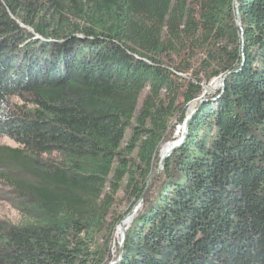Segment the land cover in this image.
<instances>
[{
	"label": "trees",
	"instance_id": "1",
	"mask_svg": "<svg viewBox=\"0 0 264 264\" xmlns=\"http://www.w3.org/2000/svg\"><path fill=\"white\" fill-rule=\"evenodd\" d=\"M2 135L0 264H264V0H0Z\"/></svg>",
	"mask_w": 264,
	"mask_h": 264
},
{
	"label": "rangeland",
	"instance_id": "2",
	"mask_svg": "<svg viewBox=\"0 0 264 264\" xmlns=\"http://www.w3.org/2000/svg\"><path fill=\"white\" fill-rule=\"evenodd\" d=\"M222 84H223V80L221 78H216V79L212 80L211 83L208 85L209 87H208V90L206 91V94H203L200 99L202 100L205 97H207L211 94H214ZM12 101L16 104H21V102L17 98H12ZM198 104H199V102L196 100L189 105V107H188L189 113L187 114L186 118L190 115L192 116V113L195 111ZM186 118H185V120H186ZM184 123H185V121H184ZM183 124L177 125L176 119H174L172 121L171 130H173V131H172V137H171V139H169L170 142L171 141L173 142L176 139V137L177 138L179 137L177 132H178V129L180 128V126H182ZM167 142H169V141H167ZM166 143H164V144H166ZM1 145H6L9 147H18L19 146V144L14 139H12L11 137L6 136V135L0 136V146ZM163 145H162V147H163ZM179 145H180V142H178V144L175 143L174 144L175 147L174 146H172V147H174V149H175ZM162 147H161V149H162ZM161 149H160V154H161ZM160 158H161V156H160ZM159 166H160V164H159ZM159 166L156 168L155 172L157 170H158L157 172L162 170V168L159 169ZM8 196H9L8 187H6L4 185V183H2V181L0 180V220H6V221H10L12 223H17L20 220V215H19L18 211L16 209H14L12 207V205L9 203ZM119 197H120V199H122L124 196H123V194H120ZM142 200H143V198L140 199L134 205L132 210L128 211L129 204L126 203V201H124L122 199V201H121L122 205L119 206L120 207L119 209L122 212V214L124 215V218L133 214V217L131 219V220H133L138 209L142 206ZM123 219L121 221H123ZM131 222L126 224L127 225L126 233L128 231V228H129V225L131 224ZM119 225L117 226L115 236H114L115 239H114L113 245H112V256H113V258H115V261L111 262L110 264H115L116 260L119 259L123 253L124 244H123V246H121V245H122V240H123L122 236H123V233H125V232L122 229H119L118 236H117V230H118Z\"/></svg>",
	"mask_w": 264,
	"mask_h": 264
},
{
	"label": "bare ground",
	"instance_id": "3",
	"mask_svg": "<svg viewBox=\"0 0 264 264\" xmlns=\"http://www.w3.org/2000/svg\"><path fill=\"white\" fill-rule=\"evenodd\" d=\"M184 132H185V124H183L182 126H180V128L178 129V135H179V137L177 138L176 137V139L172 142H167L166 144H164L163 145V147H162V149H161V154H160V156H161V158L164 156V155H167L169 152H170V150L173 148L172 146H174V144L176 143V144H178V142H180L181 141V138H182V136H183V134H184ZM172 147V148H171ZM132 217H133V214L132 215H129V216H127V217H125L124 219H123V222H122V224L121 225H119V227H118V230H117V236H118V231H119V229H122L124 232H125V228L127 227V223H129V222H131L132 220ZM123 235H124V233H123ZM123 237V236H122ZM120 239V238H119Z\"/></svg>",
	"mask_w": 264,
	"mask_h": 264
},
{
	"label": "water",
	"instance_id": "4",
	"mask_svg": "<svg viewBox=\"0 0 264 264\" xmlns=\"http://www.w3.org/2000/svg\"><path fill=\"white\" fill-rule=\"evenodd\" d=\"M237 14H238V18H240V16H239V9H238V8H237ZM239 25L241 26V22H240V20H239ZM241 27H242V26H241ZM223 82H224V80H223ZM190 118H191V115L188 116V117L186 118V120H185V123H184V124H185V132H184V134H183V136H182V138H181L180 143L186 138V135H187V132H188V125H189ZM174 147H175V146H174ZM174 147L170 150V152H169L167 155H164V156L161 158V162H160L159 169L163 168V166H164V162H165V159L167 158L168 155L171 154V152L173 151ZM157 171H158V170H157ZM157 171H156V172H157ZM122 222H123V221L120 222V225L122 224ZM126 230H127V227L125 228V233H124L123 238H122L123 240H122V245H121V246H123V244H124V242H125V240H126V237H127Z\"/></svg>",
	"mask_w": 264,
	"mask_h": 264
}]
</instances>
